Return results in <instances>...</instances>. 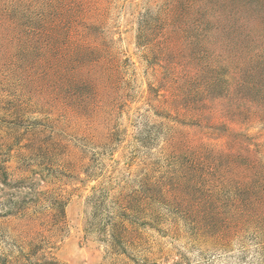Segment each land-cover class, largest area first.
<instances>
[{"label": "rangeland", "instance_id": "374dc122", "mask_svg": "<svg viewBox=\"0 0 264 264\" xmlns=\"http://www.w3.org/2000/svg\"><path fill=\"white\" fill-rule=\"evenodd\" d=\"M14 1L0 264H264V0Z\"/></svg>", "mask_w": 264, "mask_h": 264}, {"label": "trees", "instance_id": "16d2710c", "mask_svg": "<svg viewBox=\"0 0 264 264\" xmlns=\"http://www.w3.org/2000/svg\"><path fill=\"white\" fill-rule=\"evenodd\" d=\"M12 1H13V3H14V2H17V1H14V0H12ZM1 2H2V0H0V4H1ZM11 3H12V2H11ZM198 185H199V184L196 183V184L193 185V186H195V191H197L198 193L200 192L199 194H197V195L200 196V195L202 194V190L198 187Z\"/></svg>", "mask_w": 264, "mask_h": 264}]
</instances>
